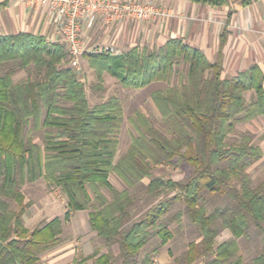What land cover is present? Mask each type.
Here are the masks:
<instances>
[{"label":"trees","instance_id":"trees-1","mask_svg":"<svg viewBox=\"0 0 264 264\" xmlns=\"http://www.w3.org/2000/svg\"><path fill=\"white\" fill-rule=\"evenodd\" d=\"M192 1L219 6L229 0ZM83 56L99 81L105 72L124 88L165 81L150 92L164 128L134 111L130 122L135 133L125 153L115 159L123 116L118 96L111 94L90 106L84 82L67 65L63 44L46 43L42 35L29 32L0 35V264H39L37 254L57 242L63 220L77 209L88 211L90 228L104 245H117L120 264H135L140 248L154 234L161 244L172 237L157 219L175 199L184 201L202 235L188 243L187 263L214 250L217 219L232 237L218 244L204 264H223L234 256V263H241L237 238L250 218L262 232V246L247 264H264V179L251 185L246 172L261 150L249 135L227 141L236 122L264 117V75L258 65L223 76L220 51L209 61L178 37L157 50L134 46L117 54L106 50ZM25 68L32 70L15 81V72ZM174 72L178 81L170 83ZM251 91L254 97L248 99L246 92ZM26 128L42 130V145L25 136ZM175 161L192 168L185 179L151 176L153 165ZM112 172L125 188L110 182ZM40 177L63 191L67 209L63 218L55 216L28 229L22 215L32 202L25 200L20 186ZM144 177H150L147 191L162 197L132 219L134 197L127 188ZM163 189L175 193L164 196ZM205 192L226 196L228 202L208 211ZM95 264H113L111 253H100Z\"/></svg>","mask_w":264,"mask_h":264},{"label":"crops","instance_id":"crops-1","mask_svg":"<svg viewBox=\"0 0 264 264\" xmlns=\"http://www.w3.org/2000/svg\"><path fill=\"white\" fill-rule=\"evenodd\" d=\"M144 1L168 10L169 15L144 21L110 22L97 16L92 26L82 32L83 53L104 51L105 47L120 53L134 46L152 51L160 48L167 39L178 37L201 50L209 61H214L220 51L223 76H234L251 64H257L264 75V0H251L245 5L240 0H229L219 6L192 0ZM55 31L52 17L45 7H28L18 0H0V35L29 32L42 35L46 43H55ZM110 177L111 174L109 180L112 183ZM31 202L22 215L23 221L31 211L33 217H38L39 214L35 213L39 211L41 214L43 211L44 214L51 213V206L47 209V199L39 203L44 210H37L36 204ZM66 209L64 199L62 207L43 223L55 216L63 218ZM23 224L29 227L25 222ZM97 239L96 231L90 228L88 211H70L69 217L62 222L57 242L37 254L38 263L95 264L96 256L105 251ZM172 245L171 238L159 243L155 250L152 248L155 254L151 257V264H172L175 257ZM95 249L99 252L93 255Z\"/></svg>","mask_w":264,"mask_h":264},{"label":"rangeland","instance_id":"rangeland-1","mask_svg":"<svg viewBox=\"0 0 264 264\" xmlns=\"http://www.w3.org/2000/svg\"><path fill=\"white\" fill-rule=\"evenodd\" d=\"M31 70V68L18 69L13 75V79L15 81L24 79ZM74 72L78 78L84 82L86 97L90 106L105 100L111 94L118 96L121 101L123 116L118 134L115 159L125 153L131 141V134L135 133V129L130 122V117L133 116L134 111L139 110L143 112L157 127L160 129L164 128L160 114L150 97V92L155 88L165 86V81H154L142 88H124L121 87L117 80L107 72L103 74L102 81H99L96 78L94 71L88 66V62L84 56L79 57V69L74 70ZM33 74L37 77V73L33 72ZM178 78V74L174 72L170 77V83H176ZM97 85H100L101 87H97ZM247 95L248 99L254 97L253 93L248 94V92H246V96ZM24 134L25 136H30L34 142L42 145L43 137L41 129H32L28 131L26 128ZM243 135H249L251 137V142L259 146L261 150L260 158L246 168V172L251 180V185H255L264 179V117L255 116L245 122H236L234 130L227 136V141H239ZM191 171L192 168L190 165L186 163L178 164L175 161L173 163H159L153 165L151 168V176L161 177L163 180H178L185 179ZM110 179L118 189L125 188V184L116 173L112 172ZM149 180L150 177H144L137 184L127 188L130 194L134 197V204L130 208L132 219L141 216L148 206L157 202L162 197V195H153V193L147 191L146 184ZM20 191L23 193L25 200L31 199L36 204L37 210L45 209L39 205V203L41 200L44 201V199H47V209L51 206V213L58 211L62 207L65 199L63 191L58 186L48 184L43 177L38 178L34 182H24L20 186ZM103 191L108 194L107 189H104ZM163 192L166 193L164 196H170L175 193V191L169 190H164ZM204 197L205 201L203 204L208 211L213 210L215 207H222L228 202L226 196L210 194L208 192L204 193ZM9 202L11 207L16 208L14 200H9ZM172 202L173 203L169 209L157 219V223L164 224L172 233L171 238L173 245L171 248L175 250V257L173 258L172 264H190L185 260L187 244L191 241L198 242L202 235L196 223H194L186 213L184 201L182 199H175ZM43 212L41 214V211H39L38 213H35L39 214L38 217H33L34 214H32L31 211V213L26 214L23 222L29 226L28 228L40 225L47 217L51 216V213L48 212L44 214ZM214 226L217 229L213 245L214 250L208 252L206 255H197L191 264H204L214 255L218 244L222 241L229 240L232 237L229 229L221 227L219 219L215 220ZM97 241L100 243V246L103 247V250L111 253L113 264H120L121 257L117 245L115 243L108 246L104 245L99 237ZM237 242L240 247L238 254L241 256V263L239 264L249 263L252 258L260 252L262 246V232L250 218L248 219L245 233L237 238ZM159 243L160 237L157 234H154L152 238L140 248L138 261L135 264L138 262H140V264H151V257L155 254L153 251ZM152 248H154V250ZM234 258L235 256L223 264H235L233 261Z\"/></svg>","mask_w":264,"mask_h":264},{"label":"built area","instance_id":"built-area-1","mask_svg":"<svg viewBox=\"0 0 264 264\" xmlns=\"http://www.w3.org/2000/svg\"><path fill=\"white\" fill-rule=\"evenodd\" d=\"M28 7L42 6L50 13L55 25V38L66 49L68 65L79 69L83 53L81 36L97 16L106 22L132 19L144 21L169 15V11L144 0H18ZM104 51L118 53L111 47Z\"/></svg>","mask_w":264,"mask_h":264}]
</instances>
